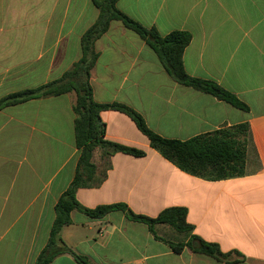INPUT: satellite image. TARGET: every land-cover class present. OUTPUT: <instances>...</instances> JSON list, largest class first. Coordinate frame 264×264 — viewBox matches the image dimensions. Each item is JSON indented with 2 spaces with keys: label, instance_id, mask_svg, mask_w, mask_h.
Segmentation results:
<instances>
[{
  "label": "crops",
  "instance_id": "1",
  "mask_svg": "<svg viewBox=\"0 0 264 264\" xmlns=\"http://www.w3.org/2000/svg\"><path fill=\"white\" fill-rule=\"evenodd\" d=\"M118 8L162 36L190 33L187 73L214 81L248 109L178 83L156 52L119 21L95 45V100L133 108L168 139L248 123L245 173L219 181L189 175L154 150L129 116L106 110V139L146 155H113L104 182L80 188L79 202L91 209L124 203L150 217L186 207L194 235L232 253L236 264H264V0H119ZM98 16L93 0H0V99L60 79L81 58V38ZM75 101L68 93L0 110V264H36L48 244L57 202L80 157ZM102 157L98 148V177L105 173ZM71 219L61 237L89 264H228L188 248L175 253L119 210L101 219L74 210ZM156 232L185 240L166 225ZM51 264L80 263L63 253Z\"/></svg>",
  "mask_w": 264,
  "mask_h": 264
},
{
  "label": "trees",
  "instance_id": "2",
  "mask_svg": "<svg viewBox=\"0 0 264 264\" xmlns=\"http://www.w3.org/2000/svg\"><path fill=\"white\" fill-rule=\"evenodd\" d=\"M118 2L119 0H93L99 10V16L81 38V58L60 79L37 88L8 94L0 99L1 110L32 99L58 97L68 93L76 94L73 106L74 128L80 157L72 183L57 202L56 218L48 244L37 258L36 264H51L63 253L72 254L80 264H89L86 259L70 249L61 237L63 228L72 223L71 213L74 210L92 219H101L119 210L124 212L129 220L146 224L155 238L167 242L175 253H182L188 248L195 253L211 256L220 262L236 264L238 260L229 259L232 253H224L217 243L207 242L192 233L194 227L187 221L186 207L166 208L156 217H150L133 212L124 203L87 208L77 198L80 188L98 187L104 182L106 171L111 168V157L116 153L135 157L146 155L143 149L106 139V124L101 119V113L106 110L118 111L129 116L139 131L149 139L154 150L189 175L219 181L241 177L245 173L250 130L248 123L221 128L188 140L168 139L155 133L148 126L145 118L133 108L121 103L102 104L95 100L91 85V73L98 59L95 45L97 40L109 30L111 23L119 21L127 29L137 33L156 52L170 76L178 83L212 94L239 109H248L236 96L214 81L193 77L187 73L183 58L186 48L192 41L190 33L174 31L162 36L155 28H146L123 13L118 8ZM98 148L103 152L102 159L105 167V173L99 177L98 168L93 162L94 153ZM158 225L171 227L185 240L175 242L159 237L156 232Z\"/></svg>",
  "mask_w": 264,
  "mask_h": 264
},
{
  "label": "rangeland",
  "instance_id": "3",
  "mask_svg": "<svg viewBox=\"0 0 264 264\" xmlns=\"http://www.w3.org/2000/svg\"><path fill=\"white\" fill-rule=\"evenodd\" d=\"M102 165H103V163H102Z\"/></svg>",
  "mask_w": 264,
  "mask_h": 264
}]
</instances>
